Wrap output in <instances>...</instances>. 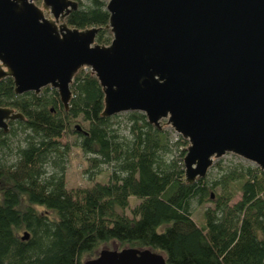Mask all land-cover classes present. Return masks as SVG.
Wrapping results in <instances>:
<instances>
[{
    "label": "trees",
    "instance_id": "obj_1",
    "mask_svg": "<svg viewBox=\"0 0 264 264\" xmlns=\"http://www.w3.org/2000/svg\"><path fill=\"white\" fill-rule=\"evenodd\" d=\"M77 1L67 24L100 26L96 41L109 43L106 0ZM70 89L66 108L54 87L16 94L13 78H0V105L25 117L8 120V131L0 128V264H82L111 239L160 251L168 264H264V169L218 159L213 176L186 182L185 139L176 134L173 144L182 146L172 153L167 131L138 110L126 111L120 134L112 126L117 113L100 114L104 94L88 66L77 70ZM18 129L24 143L10 160L4 152ZM67 131L80 136L86 173L107 164L106 180L66 185ZM130 195L138 199L133 204ZM191 199L208 203L202 224L191 215Z\"/></svg>",
    "mask_w": 264,
    "mask_h": 264
},
{
    "label": "water",
    "instance_id": "obj_2",
    "mask_svg": "<svg viewBox=\"0 0 264 264\" xmlns=\"http://www.w3.org/2000/svg\"><path fill=\"white\" fill-rule=\"evenodd\" d=\"M77 5L0 0V78L11 76L16 94L49 85L67 108L74 74L88 66L103 90L100 114L138 110L158 128L164 118L187 141L186 182L225 152L264 169V0H106L109 43L96 41L100 26L67 24ZM17 118L0 105V128ZM82 264L168 263L160 251L123 245Z\"/></svg>",
    "mask_w": 264,
    "mask_h": 264
},
{
    "label": "rangeland",
    "instance_id": "obj_3",
    "mask_svg": "<svg viewBox=\"0 0 264 264\" xmlns=\"http://www.w3.org/2000/svg\"><path fill=\"white\" fill-rule=\"evenodd\" d=\"M84 67V66H83ZM160 127H163L168 135L169 138L171 139L170 145L172 153L177 154V148H180L182 145L178 144L177 147L175 148L173 141L176 139V133L170 125L165 123V119L161 118L160 119ZM163 122V123H162ZM128 125V121L126 119V111H120L112 117V126L117 129V131L120 134H126V128ZM179 135V134H178ZM24 132H22L20 129L17 130V134L12 137L11 139V150L8 152H4L7 154V158L10 160H14L16 157V145L18 143H24ZM182 138V137H181ZM79 140L80 136H77L75 133H72L70 131L64 132L61 136V141L62 142H69V149L64 152V158H65V178H66V185L68 187L72 186H86L90 185L95 179H100V180H106L109 172V166L107 164H102L100 165V168H94L93 170L94 173L92 176L89 175V172L86 173L84 168L88 165V161L86 159V154L81 147L79 146ZM8 150V149H4ZM220 160L221 164H235L236 162H241L244 164H254L253 162L244 159L232 152H225L224 154L214 157L212 159L211 165L207 168V171L205 173L206 176L211 177L215 173V168L212 167L213 164H215L216 160ZM237 198V194L235 195L234 199ZM138 199L130 195L129 196V203L133 204L137 201ZM208 205V203L204 204H198L194 199L190 200V211L191 215L194 219V221L197 224H202L203 223V217L201 214L202 208L204 206ZM123 246V245H121ZM120 244L116 240H109L108 242L104 243L99 247H107V248H119L121 247ZM88 255H84L83 260L88 258Z\"/></svg>",
    "mask_w": 264,
    "mask_h": 264
}]
</instances>
